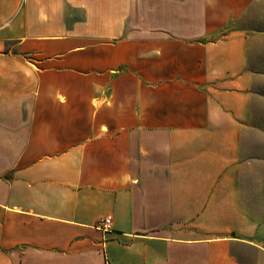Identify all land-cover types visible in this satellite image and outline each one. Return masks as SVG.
<instances>
[{
	"label": "crops",
	"instance_id": "obj_1",
	"mask_svg": "<svg viewBox=\"0 0 264 264\" xmlns=\"http://www.w3.org/2000/svg\"><path fill=\"white\" fill-rule=\"evenodd\" d=\"M247 2L0 0V264H264Z\"/></svg>",
	"mask_w": 264,
	"mask_h": 264
},
{
	"label": "rangeland",
	"instance_id": "obj_2",
	"mask_svg": "<svg viewBox=\"0 0 264 264\" xmlns=\"http://www.w3.org/2000/svg\"><path fill=\"white\" fill-rule=\"evenodd\" d=\"M245 12L239 27L248 33L251 67L258 71L253 118L258 129L243 131L240 201L264 218V0H248Z\"/></svg>",
	"mask_w": 264,
	"mask_h": 264
},
{
	"label": "built area",
	"instance_id": "obj_3",
	"mask_svg": "<svg viewBox=\"0 0 264 264\" xmlns=\"http://www.w3.org/2000/svg\"><path fill=\"white\" fill-rule=\"evenodd\" d=\"M110 217H107L99 222L98 228L102 232H107L110 229Z\"/></svg>",
	"mask_w": 264,
	"mask_h": 264
}]
</instances>
